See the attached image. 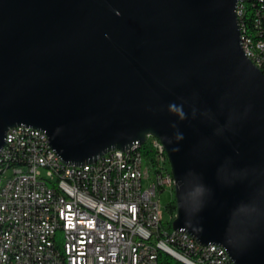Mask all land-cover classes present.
<instances>
[{
	"label": "water",
	"instance_id": "95a60500",
	"mask_svg": "<svg viewBox=\"0 0 264 264\" xmlns=\"http://www.w3.org/2000/svg\"><path fill=\"white\" fill-rule=\"evenodd\" d=\"M237 0H0V148L46 132L63 162L162 143L171 226L264 264V74Z\"/></svg>",
	"mask_w": 264,
	"mask_h": 264
},
{
	"label": "built area",
	"instance_id": "2783aa9c",
	"mask_svg": "<svg viewBox=\"0 0 264 264\" xmlns=\"http://www.w3.org/2000/svg\"><path fill=\"white\" fill-rule=\"evenodd\" d=\"M259 2L248 4H256V50L264 55ZM145 142L152 165L137 152L131 153L130 167H122V154L130 152L117 148L91 163L71 165L44 130L8 128L0 148V251L8 252V264H157L152 240L173 247L179 261L233 264L222 244L203 245L183 230L167 228L174 215L163 220L159 193L173 190L175 180L159 139L147 135ZM7 240H14V250H7ZM65 249H73L74 262L65 261Z\"/></svg>",
	"mask_w": 264,
	"mask_h": 264
},
{
	"label": "bare ground",
	"instance_id": "6f19581e",
	"mask_svg": "<svg viewBox=\"0 0 264 264\" xmlns=\"http://www.w3.org/2000/svg\"><path fill=\"white\" fill-rule=\"evenodd\" d=\"M244 4H245V0H237L236 12H237V17H238V23L240 22L239 20L242 19V16L244 14ZM259 10L263 11L264 13V0L263 2H259ZM253 12H254V16H253L254 29L252 31L245 32V33L242 32L241 26L239 23V28L241 32L240 33L241 47L245 55L264 74L263 67L262 65H260V64H264V55H259V50H256V45H258V36H256L255 34V29H257V15H255L256 5L254 6ZM244 37H247V40ZM257 60H259V63H257ZM141 145H133L130 148H128V152L130 153L122 154V167H130L131 153L141 152L140 150ZM0 167H4V159H0ZM174 214H175V211L172 215ZM175 245H182V238H175ZM152 247L156 249V254H158L159 251H164L176 258V250H174V248L171 246L163 245V241L161 240H152ZM7 250H14V240H7ZM0 260H1V264H8V252L7 251H0ZM65 261L74 262L73 249H65ZM181 262H183L184 264H198V263L191 262V261H181ZM222 264H229V260H222Z\"/></svg>",
	"mask_w": 264,
	"mask_h": 264
},
{
	"label": "trees",
	"instance_id": "16d2710c",
	"mask_svg": "<svg viewBox=\"0 0 264 264\" xmlns=\"http://www.w3.org/2000/svg\"><path fill=\"white\" fill-rule=\"evenodd\" d=\"M248 2H254V0H245V4H244V14L242 16V19L239 20L240 22V26H241V31L242 32H250L254 29V20H253V16H254V6L256 4H248ZM141 152L144 153V156L146 157V159L149 160L148 163H150L151 165L153 164L152 162L154 161L153 158V153L152 150L150 149L149 145L147 142L143 143L140 147ZM165 210L168 213L173 214L175 211V200H174V196L172 195V198L170 199V201L165 205ZM171 222L166 223L167 224V228L170 229L171 228ZM157 264H184L183 262L179 261L178 259H176L175 257H173L172 255L164 252V251H159L158 253V258H157Z\"/></svg>",
	"mask_w": 264,
	"mask_h": 264
},
{
	"label": "rangeland",
	"instance_id": "374dc122",
	"mask_svg": "<svg viewBox=\"0 0 264 264\" xmlns=\"http://www.w3.org/2000/svg\"><path fill=\"white\" fill-rule=\"evenodd\" d=\"M168 168L170 169V164L169 162L167 163ZM173 195V190L166 187L164 190L160 191L159 193V202L162 207V212H163V220H167L169 217L168 212L165 210V205L170 201Z\"/></svg>",
	"mask_w": 264,
	"mask_h": 264
}]
</instances>
